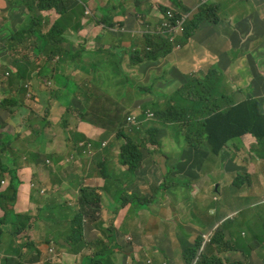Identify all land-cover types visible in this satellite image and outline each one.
Masks as SVG:
<instances>
[{"label": "crops", "instance_id": "0c3cea01", "mask_svg": "<svg viewBox=\"0 0 264 264\" xmlns=\"http://www.w3.org/2000/svg\"><path fill=\"white\" fill-rule=\"evenodd\" d=\"M93 1L80 0V3L83 6L84 3L93 5ZM108 1V8L95 6L89 15L87 7L84 6L86 15L76 31L77 44L83 39V45L78 47L80 55L69 59L77 63L78 68L85 69L88 74L85 83L74 80L82 88L91 87V83H95V89L102 91L114 83L119 91H136L137 86L132 87L125 81L117 85L115 82L104 83L106 75L122 78L125 74L137 85L149 87L145 89L148 91H151L153 84L156 86L153 82L157 81V89L165 95L149 92L148 96L144 95L141 99L151 104L161 103L162 99L163 104L167 95L186 86L191 79L205 80L210 73L216 71L220 81L215 84V90H225L231 94L232 89L236 88L232 95L237 102L253 95L264 108V0H126L125 6L121 5L118 9L111 8L115 0ZM8 4L0 0L1 10L4 11L7 7L9 10ZM148 7L150 12L146 13ZM163 8L172 10L177 15H184L187 20L198 17V11L202 8H209L213 18L207 16L202 19L203 22L199 23L195 34L177 49L162 31L158 30ZM11 9L13 10L12 6ZM118 10L120 11L117 12ZM132 15L133 25L128 22L129 16ZM101 16L107 18L99 20ZM149 35L155 36L153 42L156 44V58L136 63L132 55L139 53L142 57L145 54L144 48L147 44L144 43ZM99 61L102 62V69H95L94 65ZM63 67L56 70L55 74L64 75L69 66L66 64ZM75 67L72 71H75ZM205 74L206 76L201 78ZM223 75L228 80L225 81ZM40 80L39 77L28 81L30 98L27 91L24 93L17 84H11L8 90L6 83L0 92V121L6 118L0 128V171L3 172H0V193L7 191L12 182V171L17 170L21 185L16 204L9 205V208H13L18 214L27 211L34 218L30 228L19 237H28L30 242L46 241L51 235V228H55L53 223L46 225L42 221L40 212L46 210L45 206L54 198H60L72 207L80 206V189L88 187L95 190V196L84 203L88 212V215L84 216L88 220L85 223V237L88 242H95L98 238L107 236L106 229L112 228L111 236L104 239L114 251L112 264H142L150 257L160 263L164 258L169 259L165 254H169L170 247L173 248V258L169 259L172 264H187L183 261L181 242L172 244L170 238L173 235L180 236V239L192 244L195 239L212 229L207 226L202 228L200 222H191V228L185 231L175 228V218L172 215L187 212L184 208L181 209V206L176 212L171 208L170 202L172 197L182 198L183 191L173 192L169 186L162 188L161 184L163 180L168 181V177L183 179L191 165L178 163L176 173L170 174L169 169L172 166L155 162L159 158L158 152L155 151L145 154L147 158H144L134 173L127 171V167L118 162L122 141L112 140L115 131L89 123L88 121L101 122L96 120L95 115L86 117L87 121H84L77 113L59 105L58 98L50 93V88L41 85L43 82ZM147 82L150 84L147 85ZM53 85L56 87L52 88L54 91L65 90L63 86L54 83ZM30 88L32 90H29ZM17 91L21 92L22 96L21 109L15 105V101L8 100V96ZM5 100L7 101L4 103ZM74 102L79 107L90 105L81 95L74 98ZM36 114L41 115L39 118L46 119L43 124L33 123V115ZM32 126H37L35 131ZM85 138L95 144L103 140H108L109 143L103 151L96 149L97 152L92 158L74 159L72 164H68L69 157L78 150L77 143ZM253 138L247 136L245 140L255 143ZM16 142H21V147H15ZM182 149L190 151V148L183 146ZM167 152L169 153L170 149H167ZM51 157H57L58 163L51 164ZM257 159H260V162L255 163V158H251L245 163L247 172L244 174L251 182L255 194L264 191V158ZM78 161L81 162V167L74 164ZM31 182L36 183L41 193L33 192ZM219 188H222V183H219L217 190ZM42 190L47 192L46 196ZM42 198H48V201ZM157 198L162 201L160 211L151 209ZM133 199L136 200L135 205L131 203ZM146 199L150 202L144 206ZM5 215L6 211L0 204V218ZM133 222L138 223V226H134ZM139 223L152 224V227L140 226ZM221 223L222 221L215 227ZM203 229L206 230L202 231ZM254 233L256 232L242 231V239L237 240L235 230L224 227L223 240L238 241L240 247L221 251L222 243L216 240L206 243L202 250L199 249V253H203L207 258L218 257L223 264H227V261L264 264V243L257 242L263 250L255 249L254 243H251L253 238H257ZM129 237L132 239H128ZM59 243L62 250H67V244L62 238ZM249 245L253 249L247 256L245 251L248 252ZM30 248L32 247L24 250V260L29 264H42L47 258L46 245L42 244L43 256L36 251V257L28 251ZM94 251V247H86L83 250L85 256ZM51 259L61 264H78L81 260L79 255L69 252L54 253Z\"/></svg>", "mask_w": 264, "mask_h": 264}, {"label": "trees", "instance_id": "16d2710c", "mask_svg": "<svg viewBox=\"0 0 264 264\" xmlns=\"http://www.w3.org/2000/svg\"><path fill=\"white\" fill-rule=\"evenodd\" d=\"M10 7L8 13L13 15L14 10L12 7H18L20 10L27 11L30 14L31 23L30 27L26 29H20L16 31L17 26H11L10 28L1 31L0 34L5 36V42L0 45V51H7V54L12 60L7 61L8 70L2 71L0 66V76L6 83H8V90L11 88V84L19 85V88L26 93L28 96L27 83L28 81H34L37 78L47 76L50 71L54 74L60 66L67 64L69 58L73 55L70 49L67 47V39L65 34L68 30L72 29L77 31L80 28L81 21L86 15V9L82 3L76 2L72 7H68V3L71 0H7ZM150 1V0H147ZM54 11V12H53ZM169 11L163 8V14ZM206 11L208 13H206ZM58 15L55 19L53 13ZM14 16V15H13ZM213 18L209 8H202L199 12L198 17L193 20H185L183 24V30L180 35L175 36L174 46L177 44H183L187 42L196 32L197 27L202 19L205 17ZM16 19H20V14H17ZM98 17V15H97ZM107 17L101 16L99 20ZM181 15L174 13L175 23L178 19H181ZM6 20H9L8 18ZM162 27V21L160 22L159 28ZM154 35L146 36L144 44L152 48L149 54H144L140 57V54H133L134 61L141 62L144 60H150L156 58V44L153 42ZM13 54H9V53ZM139 54V55H138ZM80 55V52L74 54L75 58ZM57 58L61 60L54 64ZM102 62H97L94 67L95 69H102ZM98 77V76H97ZM126 78L127 76L124 75ZM216 75V71L210 73L205 80L191 79L186 86L175 91L171 95H167L165 102L161 105L158 102L152 103V107L155 109V116L158 122L161 123V127H178L182 130L183 137L186 140L191 141V144L187 146L198 147V145H206L210 147L214 155H220L223 152H237L240 146L245 143L247 136L254 137L253 140L257 144L258 148L256 153L260 157H264V108L262 107L259 99L253 95L249 98L237 102L233 97L232 93L229 94L227 91L215 90V84L219 83L220 79ZM54 82L59 85L62 84L60 76L55 74L53 76ZM44 79L41 78L40 82ZM67 90L54 91L50 88V93H53L55 97H62V99H68L70 93L75 94L79 91V95L84 97L90 103L97 114H101L103 117L111 115L110 118L101 122H93L96 125H102L109 131H115L117 139L122 138L124 140L121 145L119 152V162L128 164V171L134 173L140 166V162L143 160V152L139 146L142 145V141H135V133L139 128V119L129 120L130 114L127 116L129 126L124 128V120L118 112H114L112 107L107 108L105 105L96 106V102L100 100L99 94L89 87L84 86L82 88L79 83L74 80L66 78ZM115 82L116 85L120 83L118 77L113 75H106L104 77V83ZM100 83V82H96ZM65 86V84H63ZM155 86V85H154ZM149 87L145 86L144 91H148ZM97 90V89H96ZM100 91V90H98ZM118 91V90H117ZM66 92H68L66 94ZM152 92V91H149ZM121 93V92H119ZM125 94V93H124ZM76 95V94H75ZM161 95H165L161 93ZM78 96V95H77ZM122 96L119 94L118 97ZM176 96H180L185 100L181 103L176 101ZM124 98L127 95L123 96ZM9 101H15L20 109L23 107V103L20 102L21 92L17 91L15 94L8 96ZM7 100L4 101V103ZM147 105V104H145ZM84 108L83 111H81ZM69 109L79 114L80 118L86 119V106L79 107L74 104L70 105ZM148 109L142 110L143 113ZM41 115H33V123L43 124L46 119L39 118ZM160 127H153L149 130L150 133L158 132ZM190 131L198 132L200 136H188ZM129 134H128V133ZM198 140L197 142H195ZM193 142V143H192ZM95 144V142H94ZM144 147V146H143ZM95 149L103 151L105 147L103 143L95 144ZM5 150V148H4ZM166 156V155H165ZM3 173L2 171H0ZM243 177H241V183ZM167 181H162V187L166 185ZM21 180L18 176L17 170L12 171V182L6 192L0 193V204L6 211V215L0 220V255L4 264H25L23 259L26 257L24 250L27 247L34 248L41 256L42 244L46 245V256L44 264H61L54 262L51 257L54 253L69 252L73 255H79L80 261L78 264H112L114 251L112 250L109 243L104 242V239L111 236L112 228L106 229L107 236L98 238L95 242H88L85 237V229L87 218L84 216L88 215L87 209L84 205L89 198L95 196V190L88 187H81L80 189V206H70L65 201H61L60 198H54L51 203L45 207L47 209L60 208L63 211H68V215L65 218L55 220L53 222V228H51L50 234L46 241L30 242L29 238H20L19 234L23 232L29 225L28 221L32 218L31 214L23 213L18 214L13 209H10L7 203L14 205L17 200V195ZM33 192H40L39 187L32 188ZM43 192V190H42ZM47 192H43L46 196ZM33 199V198H31ZM35 199V198H34ZM48 201V198H42ZM83 202V203H82ZM132 205H135L136 200L131 201ZM11 210V211H10ZM95 212V211H94ZM249 222V221H248ZM152 227V226H151ZM224 222L217 226L215 229L212 242L219 241L221 244L220 250L238 249L239 243H232L233 240L224 241L222 230L224 229ZM261 232V231H260ZM251 243L256 249L258 243H264L261 240L262 232L260 234L254 233ZM63 239L67 244L66 249L62 250L59 243L60 239ZM202 238L199 236L197 239L190 244L185 239H180V245L183 247V257L187 264H223L222 260L218 257L207 258L203 253L199 254V249L202 247ZM86 247H94L95 251L88 256H85L83 250ZM251 245L248 246V252L245 254L248 256L250 250L253 249ZM227 264H248L247 261L232 263L227 261Z\"/></svg>", "mask_w": 264, "mask_h": 264}, {"label": "rangeland", "instance_id": "374dc122", "mask_svg": "<svg viewBox=\"0 0 264 264\" xmlns=\"http://www.w3.org/2000/svg\"><path fill=\"white\" fill-rule=\"evenodd\" d=\"M3 1H5L8 4L7 0H3ZM16 1H23V0H16ZM125 1L126 0H115L111 8L118 9L121 5H123L124 7ZM76 2L80 3V0H71L68 3V7L69 6L72 7ZM86 4L87 3H84V6L87 7V12L89 13L91 12L92 8L95 6H99V8L106 9L110 5L108 0H94L93 1L94 6L86 5ZM149 9L150 7H148L145 10V12L146 13L150 12ZM13 10H14L13 12L14 16L8 13V7L4 11H2L0 8V32L9 29L10 25L17 26L16 31L30 27V23H31L30 14L27 13V11L20 10L19 8H15V7H13ZM120 10H118L117 12H119ZM198 12H200V10ZM206 13L208 12L206 11ZM17 14H20L21 16L20 19H16L15 16ZM53 16L55 17V19L58 17V15L56 16L55 13H53ZM7 18L9 20H6ZM128 22L131 25L134 24L133 15L129 16ZM135 23L136 24L138 23L137 18L135 20ZM76 36H77L76 31L72 29L68 30L65 34V37L67 39V43H66L67 47L70 49V52L73 54V56L74 54L78 52V47L83 45L82 44L83 39H81L80 42H78L77 44V40L75 38ZM5 38H6L5 36H2L0 34V45L2 43L4 44ZM263 48H264V45H263ZM9 54H13V53L11 52ZM252 54L253 55L255 54L254 51L252 52ZM7 58L10 61L12 60L11 55L9 56L7 54L6 49L4 52L0 51V66H1L2 71L8 70ZM60 60L61 58H57L54 61V64L58 63ZM67 65L69 66L68 69L64 72V75L60 76V80L62 82L60 86H63V84H65V86L63 87L65 88V90H67V86H68L67 83L68 84L70 83L69 82L66 83L65 77L69 79L73 77V79L76 78L79 83H85L84 80L88 75L85 72V69L78 68L77 63H75L73 60L70 61V59L67 61ZM74 67H75V71H72ZM62 68L64 67L60 66V68L57 70H60ZM52 70L53 71H50V73L47 76L41 77L42 79H44L43 84L41 85H44L51 89L56 88L55 85H53V83L56 84L57 86L59 85L58 83L54 82L53 76H55V74H54V69ZM75 75L77 77H75ZM205 76L206 74L201 76V78H204ZM223 77L225 81L228 80V78L225 77L224 75ZM119 81H124V79L119 78ZM87 83L90 84L91 82H87ZM153 83H155L157 86V81H154ZM91 84H92L91 88H93L97 92V94H99L100 96V100L97 101L95 105L96 106L105 105L107 108L112 107L114 112H118L121 116V119L124 120V125H125L124 128L129 126V123L127 121V116L134 110L138 109L139 107L140 108L143 107L144 109H151L152 111L155 112V109L154 107H152L150 102L147 103V105H144L146 104V102L144 99H141V97H143L144 95L146 96L149 95L148 91H142V94L135 96V92L133 90L131 91L125 90V92L119 91V90L117 91L114 83H112L110 88L104 89L102 91H98L95 89V83H91ZM149 84L150 82H147V85ZM156 86L150 87L154 95L162 93V91L158 90ZM179 89H182V87ZM29 90H32V88H30ZM235 90L236 88L232 89L233 94L235 93ZM67 93L68 92H66V94ZM75 94L70 93V97L68 99H62V97L59 96L58 97L59 105H63L66 109H69L70 105L74 106L75 104L74 98H76L77 95H79V91H76ZM119 94H122V96L118 97ZM125 95H127V97L124 98L123 96ZM182 100H185V99L180 96H176L177 102L181 103ZM160 102H161L160 104L162 105V99L160 100ZM86 105L87 106H86V111H85L86 112L85 117H90L91 115H95V118L98 121H105L106 119L111 117V115H107L106 117H103L101 114H97L96 111L92 107H90L88 104ZM70 110H73V109H70ZM83 110L84 108L81 111ZM18 120L19 119L16 117V121ZM5 121H6V118H3L0 121V128L5 123ZM88 122L91 124L93 123L91 121H88ZM140 125H141V129H138L137 132L135 133V141L136 142L142 141V145L144 147L139 146L142 152H145L144 149H147V150H151L153 148L154 149H157V148L168 149L172 147L170 148L168 159H166V156L164 154L165 150H161V152H158L157 154V157L159 158L156 159L155 161V162H161L169 166H172L169 169L170 174L176 173L175 169H178L176 167V164L178 163L185 162V164L191 165L189 168V171L185 173V176L183 179H180L177 177H171V178L168 177L167 179L168 181L166 185L169 186V189L171 191L173 192L183 191L181 193L182 198H174V197L171 198L172 199V201L170 202L171 208L175 209V211L177 212L181 206V209L184 208V211L187 212L183 214L175 213L172 215V217L175 218V223H176L175 228L181 231H185L191 228L190 227L191 222L193 223L200 222L201 223L200 225L202 228H205V226H207L208 229L213 230L216 228L215 225H217L219 222L222 221V223L225 222L224 227H231L235 230L237 234V240L242 239V236H241L242 231L247 232V233H251L255 231L258 234L262 232V235H264V191H261L258 194H255L252 190L251 182L247 180L244 175L247 172L245 168L246 162H248L251 158H255V161H254L255 163L257 161L260 162V159H257V157H255L254 155L256 153V149L258 148L256 143H253L252 141L249 142V140H246L245 144L243 143L237 152H228L227 154L223 152L220 155H214L215 153H213L211 148L210 147L208 148V146L204 144L198 145V147H194V146L186 147V148H190V151H183L182 145L191 144V141L186 140L185 138L182 137L181 133H178L179 128L177 126L176 127L173 126L167 129L165 128L164 131L163 130L158 131V133L157 131L154 133H150L149 130L152 129L153 127H158V128L161 127V123L158 122L157 118L152 119V117H150L149 119H146L144 123H141ZM32 128L35 131L37 126H32ZM112 140H117V134L113 135ZM120 140L122 141V144H123L124 140L122 138H120ZM197 141L198 140H196L195 142ZM78 144L79 142L77 143V148H80V149L69 157L67 161L68 164L69 163L72 164L74 159L92 158L95 155L94 153L90 152L84 146L82 147ZM15 147H21V142H16ZM171 149L173 150L171 151ZM263 150H264V146H263ZM144 158H147V157L146 156L143 157V160ZM57 159H58L57 157H51V164L58 163ZM142 161L140 163H142ZM74 164L78 167H81L80 161ZM121 164L126 166L127 167L126 170L128 171V168H129L128 164H125V163H121ZM64 169L66 170V166L64 167ZM237 176L244 177L241 183L237 182L236 180ZM219 183H222V188L221 189L219 188L220 192H218L219 190L216 191L218 189ZM31 186L32 188H34L36 186V183L31 182ZM240 191H242L241 194H240ZM148 199H146L147 203H145L144 206H146L150 202ZM161 202L162 201L159 198H157V201L154 203L153 208L151 207V209L160 211ZM35 203L37 204L38 202H35ZM66 203L67 202H65L64 205ZM15 204L16 202L14 203V205ZM62 207H60L59 209L54 207L52 209L42 210L39 214V217L42 219V221L46 225H50L55 220L65 218L68 215V211H63ZM26 212L27 211L23 213H26ZM23 213H20V214H23ZM27 214H31V213L27 212ZM33 220L34 218L32 217L28 221L27 225H29V227L27 228H30V223ZM1 222L2 221L0 220V223ZM133 224L134 226H138V223L135 224L133 222ZM139 225L140 226L148 225L149 227L152 226V224H145V223L144 224L139 223ZM162 227H165V226H162ZM25 230L21 232L19 235H22L25 232ZM204 230L206 229H203L202 231ZM42 237H44V235ZM179 237L180 236L173 235L170 238V242L172 244H175L177 242L180 243ZM201 238L204 241V237L202 235H201ZM203 241H202V244H203ZM261 241L262 242L264 241L263 236L261 237ZM104 242H107V240H104ZM207 243H210V242H207ZM232 243L237 244L239 242L233 240ZM46 245H49V243H46ZM169 249H170V252L169 254H165V257L170 259V258H173V248L170 247ZM256 249L263 250L261 246H258ZM28 251L37 257L36 250L34 248H30L28 249ZM23 261L29 264L26 260L23 259ZM183 261H186L184 257H183ZM42 264H44V261H42ZM248 264H252V263L248 262Z\"/></svg>", "mask_w": 264, "mask_h": 264}, {"label": "clouds", "instance_id": "9594fccd", "mask_svg": "<svg viewBox=\"0 0 264 264\" xmlns=\"http://www.w3.org/2000/svg\"><path fill=\"white\" fill-rule=\"evenodd\" d=\"M169 11H172V10H169ZM169 11H167V13L169 12ZM173 12V11H172ZM167 13L166 14H162V19H161V21H162V23H163V21H164V18L167 16ZM174 13V12H173ZM90 13L89 12H87V15H89ZM181 16H183V15H181ZM158 30H162V27H160V28H158ZM162 34L166 37V39L172 44V43H175L176 41H174V42H171L170 41V39H169V36H168V34H165V33H163V31H162ZM173 45V44H172ZM174 46V45H173ZM175 48H177V49H180L181 48V44H177L176 46H174ZM152 51V48L151 47H148V45H146V47L144 48V53L145 54H149V52H151ZM111 72H113L112 70H111ZM124 75L125 74H123L122 75V78L124 79V81H125V83H127L128 85H131L132 87H134V86H137V90L136 91H134L135 92V94L136 95H138V94H140V93H142V91H144L143 90V88L145 87V85H142V84H135L134 83V81H133V79L129 76V75H126L127 77L125 78L124 77ZM115 77H117V76H115ZM119 78V77H118ZM132 79V81H131V79ZM6 84V81H4L3 79H2V77L0 76V92L2 91V88H3V86ZM153 86H154V84H153ZM129 91V90H128ZM149 92V91H148ZM151 93V92H150ZM29 98L31 97V94H30V96H28ZM1 98V97H0ZM2 99V98H1ZM147 103H149V102H147ZM146 103V104H147ZM145 105V104H144ZM142 110H143V107H139L138 109H136V110H134L133 112H131V114H130V116H135L136 118H138L139 119V128L141 129V123H144V121L146 120V119H149L150 117H152V119H156V116H155V113H154V111H152L151 109H148V110H146V112L145 113H143L142 112ZM150 114H152V115H150ZM79 115V114H78ZM79 117H80V115H79ZM82 120H84V121H87L86 119H83V118H81ZM158 120V119H157ZM165 128L167 129V128H171V126H168V127H160V129L158 130V131H162V129H164L165 130ZM185 128H187V127H184L183 129H185ZM183 129H181V128H179V131L178 132H181V134H182V130ZM158 133V132H157ZM183 135V134H182ZM188 136H193V137H196V136H200L199 134H198V132H195V131H190L189 133H188ZM184 138V137H183ZM85 143V145H80L81 143ZM245 142H246V140H245ZM87 143H91L92 144V147H91V149H89L88 147H87ZM102 143H103V146L104 147H106L107 145H108V143H109V141L108 140H103L102 141ZM245 144V143H244ZM78 145H80V146H84L85 148H87L89 151H91L92 153H94V154H96V152H97V150L95 149V144H94V142L92 141V140H90V139H82L81 141H79V144ZM183 147H192V146H187V145H182ZM170 148H172V147H170ZM170 148H168V149H170ZM80 148H78V150H79ZM78 150H76V151H78ZM145 150V152H143V156L145 157V154H147V152H161V150H165V155H166V159H168L169 158V153L167 152V149H160V148H157V149H151V150H147V149H144ZM75 151V152H76ZM74 152V153H75ZM254 155H256L257 157H260L257 153H255ZM252 157V156H251ZM262 158H264V157H262ZM241 177H243V176H237V178H236V180H237V182H240L241 181ZM243 179H244V177H243ZM1 183H2V181H1ZM4 183V182H3ZM11 185V184H10ZM7 190H8V188H7ZM218 191V190H217ZM17 197H18V195H17ZM18 199V198H17ZM17 201V200H16ZM9 204L10 203H7V205L9 206ZM86 223V222H85ZM216 229V228H215ZM215 229H213V230H210L211 232H208L207 234H202V236L204 237V241H203V244H202V247L200 248V250H202L203 249V247H204V245L207 243V242H212V238H213V236H214V233H215ZM128 239H132L131 237H129ZM200 254V253H199ZM2 256L0 255V264H3L2 263V258H1ZM151 258V257H150ZM149 258H147L146 260H144L143 261V263L142 264H147L146 262H147V260H148ZM153 259V258H152ZM154 260V259H153ZM154 262L156 263V264H163L164 262H167L168 264H172V262L169 260V259H165L164 258V260L162 261V262H156L155 260H154Z\"/></svg>", "mask_w": 264, "mask_h": 264}, {"label": "built area", "instance_id": "2783aa9c", "mask_svg": "<svg viewBox=\"0 0 264 264\" xmlns=\"http://www.w3.org/2000/svg\"><path fill=\"white\" fill-rule=\"evenodd\" d=\"M173 19H174V13L172 11H169L167 13V16L164 18V21L162 23V30H161L163 31V33L168 34L171 42L175 41L176 35H180L182 33L183 24L185 23L186 17L183 15L182 18L178 19L175 23H173L172 21ZM135 118H136L135 116H130L129 120H134ZM80 145H85V143L82 142ZM87 147L91 149L92 144L87 143ZM146 263L156 264L152 258H149ZM163 264H168V263L164 262Z\"/></svg>", "mask_w": 264, "mask_h": 264}]
</instances>
